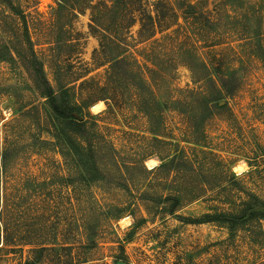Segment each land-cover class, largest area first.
Returning a JSON list of instances; mask_svg holds the SVG:
<instances>
[{"label":"rangeland","instance_id":"obj_1","mask_svg":"<svg viewBox=\"0 0 264 264\" xmlns=\"http://www.w3.org/2000/svg\"><path fill=\"white\" fill-rule=\"evenodd\" d=\"M11 1L56 94L67 89L70 100L93 104L92 142L110 182L79 183L34 114L14 115L42 100L19 63H0V128L10 121L4 130L20 148L4 184L0 179V243L4 228L6 249L14 250L0 251V264H22L34 248L62 246L73 247L74 258L51 255L46 264H264V223L228 240L224 226L178 219L235 213L247 195L264 200V0H189L200 3L195 19L179 18V26L146 42L137 24L114 29L102 19L106 35L125 44L110 46L113 55H125L115 89L105 91L108 65L90 29V9ZM5 16L11 13L0 1V39L15 43L23 25ZM147 68L155 73L144 86ZM215 74L238 88L225 98L226 109L206 117L197 97L214 95L207 78L215 82ZM106 94L112 99L100 101ZM38 115L49 127L46 110ZM170 198H178L176 207Z\"/></svg>","mask_w":264,"mask_h":264},{"label":"trees","instance_id":"obj_2","mask_svg":"<svg viewBox=\"0 0 264 264\" xmlns=\"http://www.w3.org/2000/svg\"><path fill=\"white\" fill-rule=\"evenodd\" d=\"M2 4L10 11L11 16H5V20L13 16L18 17L21 21L23 34L20 40L15 43L3 42L0 39V63H19L26 71L28 78L32 84L33 91L42 100L38 107L32 105L30 108L20 105L14 110V115L21 118H28L34 114V125L45 131L51 139L52 144L58 151L63 161L71 163V167L76 169L79 173V183L85 186H91L96 183H109L104 171L97 163V152L94 148L92 137L94 133L89 126L88 118L91 117L88 109L93 105L83 99L79 102L71 97L69 99L68 90L61 88L57 95L52 88L42 61L37 57L32 41L30 39L25 18L21 10L16 7L11 0H0ZM94 0H57L58 8L70 6L74 10L78 5H84L85 9L91 10V25L90 29L93 33L99 36V47L104 54V63L108 65L106 71V84L100 88L102 90H114V84L117 81L119 66L124 62V52L113 55V49H121L124 43L113 42V36L108 37L106 33L110 32V28L104 25L103 20L106 18L109 23H114L115 28L129 30L132 26L137 24L139 29L137 37L141 42L152 40L157 34L170 29L172 26H179V18L184 23H188V19H195L200 3H191L189 0H112L109 4L96 3ZM103 5V6H101ZM103 7L102 11L100 8ZM78 9V8H77ZM97 10V13H96ZM99 10V11H98ZM175 10L180 12V16L175 13ZM103 19V20H102ZM3 22L0 20V31L4 30ZM116 31V30H114ZM104 41L109 42L104 44ZM126 48H124V51ZM192 70V66L187 64ZM149 76L140 77V84L147 86L152 82L151 74L155 73L154 69L147 68ZM212 75V74H211ZM216 81L213 82L211 78H207L212 84L213 96L210 94H198L197 101L205 116L208 117L213 114V108L216 110H223L227 108L225 98L233 96L237 90V86H228L225 78L215 74ZM108 97H102L100 101L110 100ZM114 98V97H113ZM95 104V103H94ZM108 106V104H107ZM109 107V106H108ZM44 108L47 112V119L49 127L42 128L41 118L38 115L40 110ZM152 115V114H151ZM4 119H0V123ZM10 121L1 125L0 128V179L6 180L10 172V167L15 157L20 152L17 144L18 137L16 135H9L4 128H7ZM4 130V131H3ZM3 131L4 134H1ZM171 163V164H170ZM173 161L169 162V166L174 170ZM166 167V164L157 166L156 170ZM3 196H6L4 191ZM172 200V208L179 203L178 198H170ZM178 219L185 224L203 225L215 224L224 226L229 233L228 240H233L238 232L248 231L252 228H262L264 223V200L256 196L247 195L244 200H240L238 204V211L235 213L229 212H214L203 214L199 218H185L178 216ZM2 220V214H1ZM3 239L0 243V251H14L7 250L8 244L6 242V229L3 228ZM88 247H82V249ZM73 247H58V248H34L30 250V256L22 262V264H46L47 258L51 255L56 256L58 260L61 254L66 257L72 256ZM74 258V257H73ZM118 261H115L116 264ZM57 264H61L58 262ZM62 264H88L87 260L79 262L72 260L68 263Z\"/></svg>","mask_w":264,"mask_h":264},{"label":"water","instance_id":"obj_3","mask_svg":"<svg viewBox=\"0 0 264 264\" xmlns=\"http://www.w3.org/2000/svg\"><path fill=\"white\" fill-rule=\"evenodd\" d=\"M116 264H124V263H122V262H117Z\"/></svg>","mask_w":264,"mask_h":264}]
</instances>
